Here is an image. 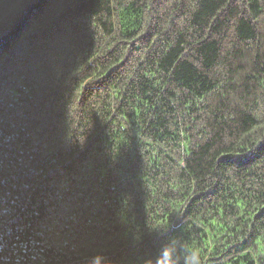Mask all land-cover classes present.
<instances>
[{"label":"trees","instance_id":"obj_1","mask_svg":"<svg viewBox=\"0 0 264 264\" xmlns=\"http://www.w3.org/2000/svg\"><path fill=\"white\" fill-rule=\"evenodd\" d=\"M0 264H264V0H0Z\"/></svg>","mask_w":264,"mask_h":264}]
</instances>
